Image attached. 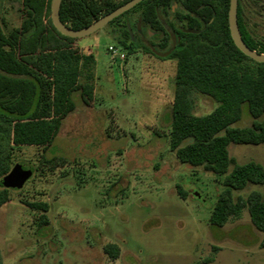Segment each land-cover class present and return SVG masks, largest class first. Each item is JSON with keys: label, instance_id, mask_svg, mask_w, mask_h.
I'll return each instance as SVG.
<instances>
[{"label": "rangeland", "instance_id": "374dc122", "mask_svg": "<svg viewBox=\"0 0 264 264\" xmlns=\"http://www.w3.org/2000/svg\"><path fill=\"white\" fill-rule=\"evenodd\" d=\"M241 6L248 31L264 41V0H242ZM20 10V0H0V26L6 34L19 27ZM127 26L134 36L130 21ZM79 42L98 58L102 107L86 106L75 93L76 109L47 151L34 146L14 151L15 164L30 162L33 175L23 188L12 189V199L0 208L2 264H194L206 258H213L206 264H264V232L252 224L247 209L223 227L210 222L223 176L182 163L169 149V120L154 116L153 104L161 96L169 105L165 111L171 112L174 80L147 91L139 82H127L126 70L158 74L177 70L176 61L171 59L169 67L151 64L145 58L153 54L126 50L113 39L111 27ZM109 46L124 51L122 65L111 63ZM192 98L196 115L218 105L197 92ZM125 100L137 106L132 131L124 118L115 119L114 107ZM253 121L245 104L234 127L249 128ZM8 141L0 133L3 148H9ZM230 154L240 164L264 166L263 145L232 144ZM254 189L263 187L249 184L236 193ZM25 201L46 203L49 210H33ZM109 243L120 247L115 260L105 252Z\"/></svg>", "mask_w": 264, "mask_h": 264}, {"label": "trees", "instance_id": "16d2710c", "mask_svg": "<svg viewBox=\"0 0 264 264\" xmlns=\"http://www.w3.org/2000/svg\"><path fill=\"white\" fill-rule=\"evenodd\" d=\"M128 1L62 0L60 18L78 30ZM241 1V35L251 49L264 54V41L255 40L245 25ZM51 2L20 0L19 27L6 34L0 26V133L9 140V148L0 144V208L12 199V188L4 179L15 166L14 151L24 146L47 151L64 120L76 109L75 93L86 106L97 104L96 55L80 44L81 39L56 29ZM229 9L230 0H144L105 28L111 27L113 39L130 52L144 49L159 59L176 61L168 116L169 149L182 163L223 176L224 189L211 224L223 227L247 209L252 224L264 232V166L254 161L240 164L230 154L232 144L264 146V63L235 45ZM194 92L211 97L217 107L196 115ZM245 104L254 118L252 127H234L242 119ZM249 184L263 189L236 193ZM177 192L187 199L182 185L177 184ZM23 203L33 210H49L46 203ZM41 219L47 222L45 216ZM104 249L114 260L120 255L116 244L109 243ZM212 261L206 258L194 264Z\"/></svg>", "mask_w": 264, "mask_h": 264}, {"label": "water", "instance_id": "95a60500", "mask_svg": "<svg viewBox=\"0 0 264 264\" xmlns=\"http://www.w3.org/2000/svg\"><path fill=\"white\" fill-rule=\"evenodd\" d=\"M144 0H129L113 11L101 16L96 19L89 25L75 30L69 26H67L64 22H62L60 18V8L62 4V0H52L51 2V19L56 27V29L63 35L82 39L97 33L98 31L105 28L108 24H110L114 19L133 9L139 3ZM15 8H17V3L14 4ZM238 7L239 0H230V9H229V28L231 32L232 39L238 49L243 52L246 56L255 60L259 63H264V54L259 53L256 50L251 49L244 41L239 24H238ZM33 175V167L30 162L22 161L15 164L11 172L5 177L4 184L8 188L12 189H21L25 185V183L32 177Z\"/></svg>", "mask_w": 264, "mask_h": 264}, {"label": "crops", "instance_id": "0c3cea01", "mask_svg": "<svg viewBox=\"0 0 264 264\" xmlns=\"http://www.w3.org/2000/svg\"><path fill=\"white\" fill-rule=\"evenodd\" d=\"M154 58V59H153ZM97 59V66H96V97H97V104L95 106V108H99L102 107V102L104 101V95L102 94V90H101V86L99 85V70H98V58ZM145 59H147L146 61L150 62L151 64L153 63L154 65H161V66H165V67H169V65L171 64V59H159V58H155V56L149 55L148 58L146 57ZM138 60V59H137ZM138 62V61H137ZM141 71V72H140ZM156 70H126V79L127 82H139L140 83V87L147 91L149 90L150 86L156 85L158 88V85H162V83H164L166 81V79H173L175 78L176 75V70H158L159 73L157 74L155 72ZM99 73V74H98ZM141 76L136 77V75L138 76L139 74ZM158 90V89H157ZM127 91H129V87L127 86ZM160 95V94H159ZM173 103V102H172ZM155 106V113L154 116H158L161 114L162 117V121H164L165 119H168L169 113L165 110H167V108L169 107V105L167 104L166 99L162 98L161 96H159L158 99H156L154 101ZM136 108L137 106L129 100H125L124 104L121 106H115L114 110L116 111V117L119 118L121 116V119L124 118L125 122L128 126L129 130H133L132 125H129L133 118L132 115L134 114L133 112H136ZM105 113V112H104ZM163 113V114H162ZM120 129H123V127L118 126ZM124 130V129H123ZM122 130V131H123ZM126 133V130H125Z\"/></svg>", "mask_w": 264, "mask_h": 264}, {"label": "built area", "instance_id": "2783aa9c", "mask_svg": "<svg viewBox=\"0 0 264 264\" xmlns=\"http://www.w3.org/2000/svg\"><path fill=\"white\" fill-rule=\"evenodd\" d=\"M108 51L110 53L111 63L113 65L120 66L124 63L125 53L116 46H109Z\"/></svg>", "mask_w": 264, "mask_h": 264}, {"label": "flooded vegetation", "instance_id": "af4514ba", "mask_svg": "<svg viewBox=\"0 0 264 264\" xmlns=\"http://www.w3.org/2000/svg\"><path fill=\"white\" fill-rule=\"evenodd\" d=\"M14 7H15V5H14Z\"/></svg>", "mask_w": 264, "mask_h": 264}]
</instances>
